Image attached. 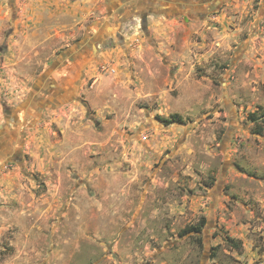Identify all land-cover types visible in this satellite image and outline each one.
Listing matches in <instances>:
<instances>
[{
	"label": "rangeland",
	"instance_id": "rangeland-1",
	"mask_svg": "<svg viewBox=\"0 0 264 264\" xmlns=\"http://www.w3.org/2000/svg\"><path fill=\"white\" fill-rule=\"evenodd\" d=\"M0 132V264H264V0H0Z\"/></svg>",
	"mask_w": 264,
	"mask_h": 264
},
{
	"label": "trees",
	"instance_id": "trees-1",
	"mask_svg": "<svg viewBox=\"0 0 264 264\" xmlns=\"http://www.w3.org/2000/svg\"><path fill=\"white\" fill-rule=\"evenodd\" d=\"M177 117V118H176ZM174 119H176L175 121H173V122H177V123H180L181 122V118L179 117V116H174ZM173 122H169V121H166V123H168V124H170V123H173ZM188 232H192V233H194V234H197V235H199L200 233H201V229H200V227H190V228H187V229H184L181 233H180V235H185L186 233H188ZM228 240L229 241H233L231 238H228ZM232 244H233V246L234 247H237L238 245L236 244V243H234V242H232Z\"/></svg>",
	"mask_w": 264,
	"mask_h": 264
},
{
	"label": "flooded vegetation",
	"instance_id": "flooded-vegetation-1",
	"mask_svg": "<svg viewBox=\"0 0 264 264\" xmlns=\"http://www.w3.org/2000/svg\"><path fill=\"white\" fill-rule=\"evenodd\" d=\"M173 8L174 7H171V6H168L167 8H166V12H170V11H173ZM173 13V12H172ZM2 144H3V140H2V137H1V132H0V148H2L1 146H2ZM5 144H7V140L5 141Z\"/></svg>",
	"mask_w": 264,
	"mask_h": 264
},
{
	"label": "water",
	"instance_id": "water-1",
	"mask_svg": "<svg viewBox=\"0 0 264 264\" xmlns=\"http://www.w3.org/2000/svg\"><path fill=\"white\" fill-rule=\"evenodd\" d=\"M219 4V3H218ZM109 31H111L110 29H108ZM51 72V69H49V70H47V72L43 75V77L44 76H46L48 73H50Z\"/></svg>",
	"mask_w": 264,
	"mask_h": 264
}]
</instances>
